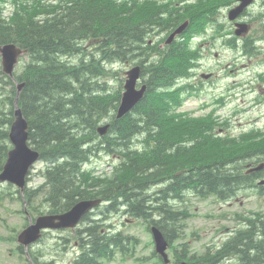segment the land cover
<instances>
[{
	"label": "trees",
	"instance_id": "1",
	"mask_svg": "<svg viewBox=\"0 0 264 264\" xmlns=\"http://www.w3.org/2000/svg\"><path fill=\"white\" fill-rule=\"evenodd\" d=\"M90 2L91 4H77L69 8L67 13L60 15H52L53 11L50 8L34 7L31 11L22 8L18 15L19 17L24 16V18L16 19L15 22L7 23L0 19V44L14 42L27 50L28 57L23 67L16 72L14 79L6 81V84L11 86L8 91L13 96H6V103H10L6 112L0 108V123L9 126L12 122L13 97L17 95L15 81H23L24 85L18 93V105L28 123L30 143L40 151V160L43 163L40 172L43 171L44 174L43 172L42 174L46 176V180L39 188L26 190L27 200H33L37 195L36 191L38 192L43 187L48 190L44 201L49 202V208L51 212H54V210L68 208L79 198L89 197L95 190L98 191L99 196L103 197L104 201H108L104 207H97V211H100L101 214L112 213L119 207V204H122L133 217L153 221L154 217L159 215L160 218H156L155 223L168 236L164 227L176 222L178 217L185 214H183L184 211L175 209L172 202H183L186 193H192L201 199L213 196L217 201H227L241 190L255 189L252 191L257 195L264 194V185L256 182L257 177L263 173H246L244 171V164L254 158L253 151L264 153V144L242 152L239 150L224 153L211 150L209 153L201 154L202 143L205 141H212L218 148H222L227 138L218 137L215 139L210 136L207 139L199 138L191 133L192 125L184 124L177 129L165 118L166 110L181 103L180 94L185 89L170 90L173 79L187 73V65L183 64V60L179 56L171 57V51L167 57L152 64L159 66L151 68L149 71L150 79H153L155 83L152 95H147L135 107L131 113L134 118L115 122L112 125L113 137H103L104 141H113L115 138L117 140L124 139L123 143L117 145L123 149L126 148L134 133L143 130L149 132L152 129L150 126H153L157 129L156 138L159 139L156 145L150 151L140 154L139 159L126 163L125 166L129 168L124 170V175L121 178L117 177L103 183L96 180L87 185L81 166L98 150L90 143L89 139L98 137L95 125L100 118L99 115L102 113L104 116L107 115L105 113L107 107L103 102L105 97L117 94V91H112L105 81H100L104 72V62L121 59L122 56L126 57L130 54L126 51L116 54L115 46L118 45L114 40L119 37L118 32H114V28L112 31L106 30L115 24L110 21L109 14H107V19L105 16L101 18L105 10H110V14L117 16L115 1L102 0V6L101 4L93 5L99 0ZM42 11L48 16L36 20L34 16ZM144 13H140L141 16ZM150 15H155V13H150ZM121 22L123 24L131 21L122 19ZM131 23L124 25L133 26ZM136 30L135 28L134 33L137 34L133 37H136V40L141 43L143 34L142 32L139 34ZM65 38H70V43H67ZM90 39L100 40L103 52L106 41L110 47L109 51L112 53L111 58L102 55L103 61L101 56L86 55L88 52L84 49L83 44L85 40ZM110 40L114 41V45H110ZM40 50L45 52L41 55ZM73 57H77L76 63L72 62ZM88 59H90L89 62H87ZM43 69L55 74L52 77V82H47L46 77L36 71ZM65 78L70 80L64 81ZM93 79L95 80L93 81ZM39 85H43L44 89L45 87L47 89L39 95L44 100L43 107L37 106L38 99H34L32 92V88ZM2 88L0 86V89ZM160 89L164 91L162 95L157 93ZM51 91H58L56 95L58 97L56 98ZM68 92H70L68 97L63 96ZM57 103L60 104L58 110ZM68 104L72 107L76 104L73 108L71 107L72 109L70 108L71 111L69 110L71 116L61 115L64 113L63 108ZM41 108L44 109L40 110ZM49 109L57 110L53 119L55 124H38L39 113ZM36 111H39L38 114ZM60 116H63L66 121H61ZM95 116L99 118L94 119ZM139 121L141 124L137 126ZM35 132L42 137L43 134L48 135L36 140ZM167 135L172 137L167 140ZM7 138V128L0 125V169L9 148ZM195 140H197L196 144L191 146ZM176 143L181 144L182 152H180V146L176 147ZM73 146L82 147V150L76 152L78 155L76 157L68 153V150ZM115 150L117 149H113V151ZM177 150L180 155L186 157L184 160L171 158V156H175ZM165 156L167 159L163 163ZM147 166L152 167L153 170L151 174L144 176L145 174L142 172L146 170ZM69 170L71 171L70 175H68ZM153 185L158 186L159 189H156L153 194L148 193L150 190L148 188H152ZM35 208L38 209V207ZM85 218L90 219V215ZM248 225L251 230L236 229L234 231L236 234L229 236L219 250L209 255L206 253L203 256L206 257L203 263L264 264V231L259 232L252 221ZM100 227L102 226L91 223L85 229L92 238L89 243L92 242L93 247L84 249L72 264H104V260L112 257L111 245L127 247L129 238L124 237L121 231H118L115 238H107L104 234L98 233ZM257 236L260 238L256 239Z\"/></svg>",
	"mask_w": 264,
	"mask_h": 264
},
{
	"label": "rangeland",
	"instance_id": "2",
	"mask_svg": "<svg viewBox=\"0 0 264 264\" xmlns=\"http://www.w3.org/2000/svg\"><path fill=\"white\" fill-rule=\"evenodd\" d=\"M156 1H162V0H156ZM192 1L193 0H184L185 2L184 7H190ZM107 14H109L110 16L109 18H111L110 21L114 22L115 26H111L106 30L112 31V28H114L113 31L118 32L117 34L119 35V37H117L114 40L118 45L115 46L116 54H119L120 51H126V52H130V54H132L137 58L139 57L142 58V56L145 55L146 49L144 48L143 44H141L139 41L136 40V37L135 38L133 37V35L137 34L134 33V30L136 28L137 29L136 32H139L140 34L142 30H145L146 28L154 25V22L161 20L162 16L161 19L159 20L153 17H149L148 15H144L136 20L123 17L124 20H130L132 23L124 22L123 24H121L122 19H120V16H114L110 14V10L103 11L101 18L105 16V19H107ZM179 16L181 20H187L190 23V18L188 15H183V13H180ZM127 23H131L133 26H129V25L125 26L124 24ZM193 25L195 24L192 23L191 26ZM156 34H157V30H155V33H150L148 37H146V39L149 38V41H152L155 51L156 49L164 48L163 40H159L161 36H156ZM193 34H196V37H191V43H193L191 44V46L196 47L198 41L200 40L203 46L205 47V49L204 50L201 49L199 51L194 50L192 52H187L185 54L193 55L194 53H197L196 55H197L198 66L196 67L193 74H195L194 81L199 82L197 73L206 72V70L203 67L210 69L209 65L212 66L217 65V70H218L219 68L226 66L224 64L225 61H230L232 59L230 58L229 53L221 50L217 51L218 52V59H217V53H214L216 51L209 48V46L211 45V43H209V40L207 38L202 37V33L193 32ZM65 40H67V43H70L71 39L65 38ZM114 41L110 40L111 43L110 45H114L113 44ZM208 50H212L210 51V54L206 53ZM40 51H41L40 52L41 55L45 52L42 50ZM213 53H214V58L212 59L211 55ZM102 55L110 59L112 53L108 49L102 52L100 56L104 61ZM137 58H133V59L138 60ZM119 59L120 58H117L115 60H119ZM89 61L90 59L87 60V62ZM150 62H154V61L152 60ZM245 63H247L246 60ZM130 64H131L130 62H124L121 64H116L114 66V69H116L117 74L116 77L113 78L111 82V86L119 90L120 85L123 82L124 70H126L130 66ZM152 64L144 68V73L149 72L151 68L159 67V66H153ZM236 67L240 70V74L236 78V81L234 82V93L235 95H237L236 96L237 98L233 102L228 101V99L225 96L222 98L214 97V94L216 95L224 91L225 89L222 87V84L225 83L226 80V76L223 77L225 72L219 73L217 71L218 74L217 77H221L220 80L221 82H219L216 85L208 86L207 93L202 94L200 97L198 96L196 98L195 97L188 98L187 100L184 101V104L182 103V105H180L177 108V110H175L174 113L165 115L167 121L174 128L179 129L184 124L192 125L191 133L194 134L196 137L203 139H207L208 136L215 139L218 137L227 138L226 143L225 145H223L224 147L222 148H218L215 145V143L212 141H205L204 143H202L203 150L201 154L209 153L211 152V150H215V151L218 150L224 153H231L232 151L251 149L252 147H256L257 145L264 143L263 135L257 138L247 139L251 134L250 132H246L248 131V129H251L249 128L251 126L250 120L253 119L255 116H258L257 119H259L256 122V124H262L264 122V104H262V102H260L259 104L253 103L255 104V106L252 104L251 108L245 109V105L248 104L249 102L245 100V95L242 94L244 89L251 86L252 83L256 85L258 82L261 81L258 75H256L252 70L249 71V76L246 74L245 68L247 66H241V64L238 62ZM0 70H1V64H0ZM36 71L40 74H43L46 77L45 80L47 82L53 81L52 77L55 74H51L48 70H44V69L36 70ZM68 80L70 79L65 78L64 81H68ZM94 80L95 79H93V81ZM232 81H233L232 78H230V82ZM2 86H4V88L3 90L0 89V97L5 98V100L4 102H0V108L4 112H6L10 106V103H6V96L12 97L13 95L11 94V92L6 91L7 89L6 85L2 84ZM45 89L43 85H39L36 86V88L35 87L32 88L34 99L35 98L38 99V102L36 104L39 107L42 106L44 102V100H42L39 95ZM254 89L258 91L257 94L259 96V99L262 100V96L264 95L261 93L262 86L259 87L256 85ZM51 92L54 93L56 98L58 97L56 96L58 91L57 92L51 91ZM70 92L64 94L63 96L68 97L70 95ZM15 98L16 97H13L14 102H15ZM230 98L232 99V95H230ZM104 102H105V106L107 105V102L108 104L111 105L113 103V98L110 97L108 98L107 102L106 101ZM57 104H58L57 105V110H58L60 109L59 108L60 104L59 103ZM74 106H76V104H74L73 107ZM71 107L72 105L69 104L65 105V107L63 108L64 113H62L61 115L64 116L66 114L67 116H71L70 111L73 108ZM43 109L44 108H41L40 110ZM39 111H36V113L38 114ZM55 111L49 109L43 111L42 113H39L40 119L38 124L41 125L45 123L55 124L53 122V119L55 117L54 115L56 113ZM63 116H60V120L64 122L66 121V119ZM91 119H93V117H91ZM94 119H96V116ZM108 120L109 119L106 118L104 121L108 122ZM0 125L5 126L6 124L0 123ZM150 128L153 129V126L152 127L150 126ZM218 129H221V132H217ZM43 135H44L43 137L39 136L38 133L35 132L36 140L42 139L46 137V135L48 134L46 135L43 134ZM171 137L172 136L167 135L166 138L167 140H169ZM110 141H108V143L113 145V141L112 142ZM118 141L119 144L122 143L121 139H118ZM174 142H180V141H174ZM196 142L197 140L192 142L191 146L195 145ZM180 145H181L180 143H176V147H179ZM181 147L182 146H180L179 148ZM95 149H98L97 146L95 147ZM206 149L208 150L206 151ZM80 150H82V147L73 146L68 150V153L76 157L78 156L76 155L77 154L76 152ZM180 152H182V148L180 149ZM189 155L190 153L188 154V156ZM172 157L177 158L178 160L179 159L184 160L186 158L183 157V155H180L178 150L175 156H171V158ZM112 163L114 164V161L112 159H106V158L97 160L95 162V164H99L102 170H106L107 173H111L113 166ZM70 174L71 171L69 170L68 175ZM37 181H39L38 177H34L32 179L33 184ZM0 189L4 191V194L0 193V195H3V198L0 199V237H1L0 264H26L25 258L29 260V257L25 256L23 251L17 250L16 241L14 242L10 240V237L14 233L13 229L20 230L22 228L21 226L25 222L22 216L23 213H21L24 202H21V200H18L17 198L6 196L5 187H0ZM93 192H95V190ZM92 196H95V194H92ZM47 202L45 201L44 203L41 204L40 210L46 211L47 206L49 207L50 205L49 202L48 203ZM179 206L180 208L182 207V205ZM186 206L188 210L187 218L182 222L180 226L179 235L178 236L176 235L175 240L171 243L172 250L170 248L167 250V255L168 257H170L171 260L173 259L172 252L178 254V252L182 248L188 251L187 255L193 253L196 256L201 255L204 253L207 246L217 247L218 243H222L223 238H225L227 234L234 227H237L238 224H242L244 218L251 217L253 216V214L254 217L264 216V196H259L257 194L250 192L240 193L238 199H234L231 204H226V205L214 202L212 197H208L204 201H199L195 199V197H190ZM233 213H239L241 216H238L237 214L235 216H232ZM227 215H229L230 218H228ZM120 218L125 222V225L123 226L124 233L132 234L135 237H137L139 240V244L135 247L134 256L133 254L129 256L128 255L122 256L119 253V251L116 250L114 252L115 256L113 258L107 259L106 257H104V259L108 260V264H162L152 254L153 241H152V234L149 230V226H150L149 222L141 218L133 219L130 216L124 215L123 213L114 216V219H120ZM108 222L109 221H105V223ZM249 230H251V228L247 229L246 231ZM54 236L55 235H49L39 245V247H35V249H38L41 252L39 259L40 261L46 262L48 264H68L69 261L68 253L71 252L73 247H67V245L63 246L62 243H59L58 238H55L57 242H51L50 238ZM255 238L259 239L260 237L257 236ZM208 251L211 252L209 248Z\"/></svg>",
	"mask_w": 264,
	"mask_h": 264
},
{
	"label": "water",
	"instance_id": "3",
	"mask_svg": "<svg viewBox=\"0 0 264 264\" xmlns=\"http://www.w3.org/2000/svg\"><path fill=\"white\" fill-rule=\"evenodd\" d=\"M186 25L187 22L183 23V25H181V27H179L170 36V39L175 33L182 31ZM0 53L3 70L7 74L12 75L14 65L17 62V58L22 53L21 48H19L14 43H9L0 46ZM139 72V66H135L126 72V74L128 75L124 84V88L126 89L124 97H126V99L123 108H121L122 111H124L129 106L128 104L129 102H131V100L139 98L141 95V92H136L134 90L136 80L139 77ZM22 85L23 83L18 85V90L21 89ZM98 130L102 133L104 132L105 127ZM9 137L14 144V148L8 152V158L4 165L3 171L0 174V180L7 179L15 183L19 187H23L24 176L26 175L27 169L30 164H32L36 160L38 155L36 152H33L27 148V123L22 116L21 109L17 107V105L14 110V121L10 126ZM88 204V202L76 204L68 214L59 216H39L34 224L29 225L18 235V240L24 245L30 244L32 241L37 239L40 229L44 227H57L56 220H58V217L60 218L59 224L75 223L77 218L92 206V204ZM154 232L156 233V241L158 246L157 249L161 252L164 248V243L157 231L154 230Z\"/></svg>",
	"mask_w": 264,
	"mask_h": 264
},
{
	"label": "bare ground",
	"instance_id": "4",
	"mask_svg": "<svg viewBox=\"0 0 264 264\" xmlns=\"http://www.w3.org/2000/svg\"><path fill=\"white\" fill-rule=\"evenodd\" d=\"M196 33V32H195ZM88 52V51H87ZM171 52H172V56L171 57H173V56H175V54H176V51H175V49H174V51H173V49H171ZM21 62V61H20ZM176 78V77H175ZM174 80V79H173ZM107 89V88H106ZM104 90V92H106L107 90ZM158 93V92H157ZM160 97V96H159ZM106 116V115H105ZM171 117V116H170ZM90 118V117H89ZM124 125V124H123ZM148 127V126H147ZM29 132V131H28ZM92 135V134H91ZM132 137V136H131ZM131 139V138H130ZM110 141V140H109ZM123 141H124V139L123 140H121V142L123 143ZM119 141L116 139V140H113V145H118L119 143H118ZM104 143H108V141H103L102 142V144H104ZM99 147H100V145H97V148L99 149ZM87 160V159H86ZM113 164V163H112ZM114 165V164H113ZM46 167V166H45ZM42 171V170H41ZM43 172V171H42ZM41 172V173H42ZM43 174H44V172H43ZM165 187V186H164ZM33 190V189H32ZM30 193V192H29ZM36 193H37V191H36ZM35 194V193H34ZM30 195H32L31 193H30ZM170 196V195H169ZM167 197V196H166ZM28 198V197H27ZM31 198V197H30ZM46 202H47V200H45ZM169 201V200H168ZM167 201V202H168ZM110 202V201H109ZM48 203V202H47ZM47 210V209H46ZM51 211V210H50ZM183 214H184V212H183ZM120 235V234H119ZM125 237V236H124ZM216 264V263H215Z\"/></svg>",
	"mask_w": 264,
	"mask_h": 264
},
{
	"label": "flooded vegetation",
	"instance_id": "5",
	"mask_svg": "<svg viewBox=\"0 0 264 264\" xmlns=\"http://www.w3.org/2000/svg\"><path fill=\"white\" fill-rule=\"evenodd\" d=\"M126 57H129V56L126 55ZM141 70H142V72H141V79H143V75H144V67L143 66H141ZM146 76H147V74H146Z\"/></svg>",
	"mask_w": 264,
	"mask_h": 264
}]
</instances>
